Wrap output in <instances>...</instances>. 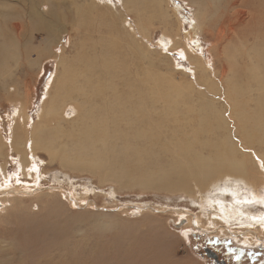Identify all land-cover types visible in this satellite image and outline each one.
<instances>
[{
	"label": "rangeland",
	"instance_id": "rangeland-1",
	"mask_svg": "<svg viewBox=\"0 0 264 264\" xmlns=\"http://www.w3.org/2000/svg\"><path fill=\"white\" fill-rule=\"evenodd\" d=\"M82 6L89 9L83 12ZM263 34L264 0H0L2 138H12L16 124L13 113L18 106L26 107L32 127L40 120L47 85L53 78H60L57 74L62 71V58L68 64L66 78H79V69L89 77L84 76L80 82L87 90L94 85L92 81L104 83L107 88L103 92L117 110L120 103L113 105L117 99L137 104L141 97L144 102L138 105L149 115L148 110L154 106L161 111L167 108L164 94L181 91L186 98L180 104L171 102L170 111H165L180 110L182 119L177 122L171 115H152L154 124L145 127L160 133L159 148L168 142L166 128L171 135L179 125L189 130L197 127L199 120L190 127L185 119L203 113L204 103L209 105V112L221 110L219 115L227 119L228 130H233L232 140L243 144L227 93L231 87L229 92H236L239 103L258 110L256 99L264 96V59L255 53L264 49ZM4 41L18 49L17 58L7 63L1 52ZM105 58L116 65L109 66ZM68 111L70 119L73 112L70 107ZM213 122L219 127L217 137L223 138L222 121ZM62 123L69 127L66 121ZM134 133L127 131V143L134 142ZM185 135L186 131L181 136ZM119 136L120 132L115 139ZM116 143L118 147L109 150L110 165L104 161L108 171L94 174L66 169L57 160L52 161L48 153L39 151L37 173L19 175L27 182L24 187L14 182L21 166L18 152L6 146L0 164L6 165L5 171L13 177L11 184L18 188H8L4 194L13 197L20 193L21 197L0 212V264H68L82 257L88 258L75 264H215L195 248L213 240L217 249L226 251L224 256L231 264H264V238L247 242L242 234L233 236L221 232L220 227L214 230L219 225L208 223L214 209L206 207L202 195L209 191L228 203L235 198L232 190L209 188L199 192L197 188L188 194L144 189L134 181L122 187L114 178L159 174L167 168L168 158L164 156L155 163L136 160L125 154L126 143ZM157 169L162 171L155 173ZM2 171L0 167V182L4 181ZM239 186L236 196L245 200L242 208L252 214L264 213L260 197L251 196V185L242 182ZM257 190L264 194V183ZM44 193L52 195L37 198ZM75 195L76 204L71 199ZM178 210L186 214L181 217ZM187 216L200 218L202 225L186 224V220L175 226ZM238 225L229 223L233 230ZM257 227L258 235L264 237L263 227Z\"/></svg>",
	"mask_w": 264,
	"mask_h": 264
},
{
	"label": "bare ground",
	"instance_id": "bare-ground-1",
	"mask_svg": "<svg viewBox=\"0 0 264 264\" xmlns=\"http://www.w3.org/2000/svg\"><path fill=\"white\" fill-rule=\"evenodd\" d=\"M80 9L84 12L89 8H84V6H82ZM79 22H81V20ZM1 48L4 58H7L3 59L4 63L9 61L11 62V60L17 58L18 49L16 47H11V43L4 41L3 47ZM62 48L61 50L63 51ZM79 52L83 55L86 54V51L79 50ZM255 55L259 59H264V49L257 51ZM60 60H63L62 71L57 74L60 78H53L47 85L48 94H46L43 98L39 117L40 120L36 122L34 127H32L30 123L31 116L26 112V107L20 108L18 106L15 108L13 113L14 117L16 118V124H14L15 126L13 125L14 131L12 138L8 140L3 136L7 141L5 142L0 132V156L1 154L4 155L3 153L6 149V146L16 149L18 152L17 158L19 159V165L21 166L19 169H17L18 173H16L17 177L14 182L17 183L19 187H24L27 185V182L22 181L19 178V175L37 173L39 166L37 165L38 162L36 163V157L38 156L39 151L48 153L52 161L57 160L59 164H61L62 167L66 169H70L72 171H88L94 174L97 171H108L107 164L110 165L107 160L109 150L118 147V143H116V141L122 140L127 144L125 154L127 156H134L136 160L145 159L146 161H153V163H155L158 159L164 156L168 158V166H166L167 168L165 171L159 174L152 173L148 174L147 176L138 175L134 176V178L113 177L114 179L121 182L120 185L122 187L130 185L134 181L138 182V185L144 189L151 188L174 192L184 191L188 194H193L197 188L199 189V192L206 189L209 190V188L221 189L224 190V192L226 189L232 190L235 198L228 203L221 195L214 194L212 197L211 194H209V191L202 195L201 201L208 205L206 207H211L210 209H214V213L211 217H209L208 223L211 225H219L214 228V230L220 227L219 230L221 232L225 231L230 233V235L232 234L233 236H240V234H242V236L245 238V241L247 242L255 243L258 241V239L264 238L263 235H258L259 228L257 227V225H261L264 229V213L259 212L257 214H252L245 210L241 206L245 200L236 196V188L240 187L239 185L243 182L251 185L250 191L253 199L260 197L259 199L264 203V194L259 192L260 190H257L258 188H261L262 184L264 183L263 95L256 99V106H258V110L255 111L253 109L249 110L245 104L239 103L236 92H234V90L233 92H229L231 87L228 90L227 98L232 101L233 108L231 109V112L233 116H235L233 119L238 122V131H240V135L244 142L243 144L239 143L240 141L237 143L234 141V139L232 140L231 133L233 130L232 132L228 130L229 128L227 119L219 115L221 110L215 109V111L209 112L207 109L208 104L204 103L203 107L201 108V111H204L203 113H196V115H198L197 117L191 114V116L188 117L190 120L185 119L186 124L188 123L187 126L190 127L191 125L193 126V121L196 119L199 120V122L196 123L198 124L196 125L197 127H191L189 130L188 128H185L184 125H179L178 129L175 128L174 130L170 131L172 133L171 135L168 134L166 128L164 133L168 139V142L163 148H159L158 141L160 133L154 132L153 129H147L145 127H152L154 124V119L151 117L152 115H160L162 117L171 115L174 120L179 122L182 119L179 114L180 110L177 111L173 109L172 112H166L165 109L170 111L171 107L169 109V106H172L171 102L174 104L177 100V104H180V100L186 98V96L181 94V91L175 95H171L169 93L163 95V99H165L164 101L168 106L162 111L159 109H154L155 106L152 108L148 106L149 108L153 109L151 111L148 110L149 115L144 114L142 112V106L138 105L144 102L143 98L141 97L139 103L137 104L133 103L132 100L127 102V100L117 99V103L115 101L113 102V105L120 103L118 104L119 110H117L116 107L114 109L111 102L108 101V96L103 92L107 88L104 83H100V81H92L94 85L89 90H87L86 87L80 83L81 78H84L85 74L78 69V74L75 75L79 78H66L68 64L66 63V59L61 58ZM106 60L108 61L109 66L112 67L113 65H116L115 62L112 63L110 58ZM6 67H8V65ZM258 68L259 66H257V69ZM230 81L231 80H229V83ZM88 82L91 85V81L89 79ZM110 96L113 95L110 94ZM156 98L157 100L161 99L160 97ZM192 104H194V102ZM69 107L73 112V117L70 119H68L70 114L68 111ZM187 108L192 111L194 107L192 108L188 104ZM206 114L210 115L212 118H208ZM184 115H186V113ZM216 120L222 121L223 123L221 126L223 125L224 132H222V135L220 136L224 137L221 139L216 135V129H219V127L215 126V122H213ZM62 121H66L69 127L66 125L63 126ZM120 121L123 124H121V127L118 128ZM168 123H170V121ZM128 130L135 132L133 135V143L130 141H128V143L126 142L128 140ZM180 130L184 131L180 132ZM185 131L186 135L184 137L181 136ZM118 132H120V136L115 139ZM5 166L2 163L0 164V167L3 170L2 172L4 180L0 182V212L7 209V207L10 206L9 204L13 205L12 203L14 201L17 203L18 200H20L19 197H21L20 193H13L15 194L13 197L12 195L7 196L4 194L9 192L8 188H12V190L18 188V186L15 187L11 184L13 177L5 171ZM22 169L23 172L21 173ZM112 171L113 170L110 169L109 173ZM160 171L162 170H154L155 173ZM223 179L225 181L221 185V181ZM101 181L104 182L105 178H102ZM57 190H60V192L65 194H70L69 192H65L62 189ZM42 192L43 191L40 193ZM37 193L40 194L39 191ZM50 195L52 194L44 193L37 198L39 199ZM76 197V195L71 197V199L74 201L73 203L75 204L77 203ZM12 209L13 208H11V210ZM184 213L185 212L181 210L177 211V214L181 217H183ZM186 220V224L192 223L195 226L202 225L200 224L201 219L198 217L191 218L190 216H187V218L181 222H186ZM231 222H239L240 225L235 227L233 230V228L230 229L229 227V223ZM198 229L204 231L201 228ZM87 258L88 257L72 259L68 264H75L76 261L80 263L83 261L84 263Z\"/></svg>",
	"mask_w": 264,
	"mask_h": 264
},
{
	"label": "flooded vegetation",
	"instance_id": "flooded-vegetation-1",
	"mask_svg": "<svg viewBox=\"0 0 264 264\" xmlns=\"http://www.w3.org/2000/svg\"><path fill=\"white\" fill-rule=\"evenodd\" d=\"M196 238H197V236L193 237L194 240ZM197 246H200L201 248H197V247H195V248L201 250V252H204L206 254V256H207V253H206L207 248L214 250L218 254V258L209 257V256H207V257L210 259V261L214 262L215 264H231L230 259H228L227 257L224 256L226 251L223 248H221V249H223V252H224V253H222L221 250L217 249V241L216 240H213L212 242H210L208 244H202V245L197 244ZM234 262H237L236 258L234 259Z\"/></svg>",
	"mask_w": 264,
	"mask_h": 264
},
{
	"label": "water",
	"instance_id": "water-1",
	"mask_svg": "<svg viewBox=\"0 0 264 264\" xmlns=\"http://www.w3.org/2000/svg\"><path fill=\"white\" fill-rule=\"evenodd\" d=\"M184 220L181 219L178 223H175V226L177 227L181 226L182 224H184V222H181V221H184ZM206 253H207V256L209 257L218 258V254L212 249L207 248Z\"/></svg>",
	"mask_w": 264,
	"mask_h": 264
}]
</instances>
